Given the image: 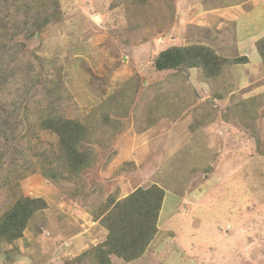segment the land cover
<instances>
[{"label": "rangeland", "instance_id": "1", "mask_svg": "<svg viewBox=\"0 0 264 264\" xmlns=\"http://www.w3.org/2000/svg\"><path fill=\"white\" fill-rule=\"evenodd\" d=\"M57 4L40 30L45 0H9L0 19L2 166L46 204L21 238L0 242V264H96L83 252L106 233L101 205L153 184L166 195L157 234L141 258L114 264H264V0ZM172 46L207 48L220 71H156ZM52 95L63 118L84 121L95 155L56 183L32 155L57 144L35 120ZM232 196L244 199L230 207Z\"/></svg>", "mask_w": 264, "mask_h": 264}, {"label": "trees", "instance_id": "2", "mask_svg": "<svg viewBox=\"0 0 264 264\" xmlns=\"http://www.w3.org/2000/svg\"><path fill=\"white\" fill-rule=\"evenodd\" d=\"M8 2L9 0H0L1 20L5 18L3 7ZM45 3L51 13L35 25L39 30L50 23L58 13L57 0H45ZM256 45L257 55L259 54L260 59L264 61V37ZM246 61V57H243L235 64H242ZM153 67L159 72L183 67L201 68L208 70L207 75L211 77L220 71L221 65L218 58L202 46H172L157 55ZM54 97L52 95L45 103L46 107L42 104L35 120L37 129L54 135L57 144L50 154L45 151L32 154L39 164L40 174L52 183L77 179L81 172L90 167L95 160V155H92L88 145L91 134L84 125V121L63 118L54 107ZM0 117L4 118L1 113ZM26 122L28 125L26 131L30 130L35 136L36 131L31 130L33 126L31 127L29 124L30 120ZM9 132L7 127L0 124V141H7ZM33 135L31 137H34ZM2 161L3 153H0V242L12 244L23 236L30 218L36 212L46 208V204L41 198L22 196L18 191V180L24 174L4 169ZM34 171L29 170L30 173ZM163 198L164 190L155 184L145 188L139 187L122 199L110 196L105 205H101V211L97 212L94 219L106 233L97 245L85 250L83 254L91 255L96 264H114L116 259L122 263H132L141 258L157 234ZM242 199H244L242 196L240 199L232 196V200L229 202L230 207L231 203L240 202ZM81 259H83L82 255L77 257V260Z\"/></svg>", "mask_w": 264, "mask_h": 264}, {"label": "crops", "instance_id": "3", "mask_svg": "<svg viewBox=\"0 0 264 264\" xmlns=\"http://www.w3.org/2000/svg\"><path fill=\"white\" fill-rule=\"evenodd\" d=\"M165 197H166V195H165ZM165 197H164V200H165ZM180 201H182L181 199H180ZM164 203H165V201H163ZM183 202V201H182ZM163 206V205H162ZM162 211H163V208H161V211H160V214H159V218H161V215H162ZM77 237H79L80 239H82V240H84V238L82 237V235L81 236H77ZM85 241V240H84ZM83 242V241H82Z\"/></svg>", "mask_w": 264, "mask_h": 264}]
</instances>
